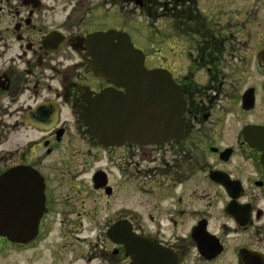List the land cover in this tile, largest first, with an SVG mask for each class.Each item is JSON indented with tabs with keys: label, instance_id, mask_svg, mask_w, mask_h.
<instances>
[{
	"label": "flooded vegetation",
	"instance_id": "af4514ba",
	"mask_svg": "<svg viewBox=\"0 0 264 264\" xmlns=\"http://www.w3.org/2000/svg\"><path fill=\"white\" fill-rule=\"evenodd\" d=\"M138 17L161 36L145 65L179 86L182 131L100 143L84 115L107 90L120 107L126 90L91 69L89 36L134 45ZM2 175L44 185L20 264L43 251L47 264H264V0H0ZM127 236L147 256L128 254Z\"/></svg>",
	"mask_w": 264,
	"mask_h": 264
},
{
	"label": "water",
	"instance_id": "95a60500",
	"mask_svg": "<svg viewBox=\"0 0 264 264\" xmlns=\"http://www.w3.org/2000/svg\"><path fill=\"white\" fill-rule=\"evenodd\" d=\"M87 45L91 69L126 90L120 107L109 90L92 101L93 106L84 115L89 135L104 144L117 139L161 144L181 133L185 101L167 70L148 69L143 51L135 48L126 33L95 32ZM7 178L0 176V235L11 242H28L37 234L44 202L43 181L42 185L41 181L39 185H4ZM20 192L28 194L20 198ZM32 207L38 210L32 212ZM114 231L113 227V240ZM124 240L128 254L132 256L136 251L132 247L138 246V254L147 256L148 249L143 247L149 244L145 239L127 236Z\"/></svg>",
	"mask_w": 264,
	"mask_h": 264
},
{
	"label": "rangeland",
	"instance_id": "374dc122",
	"mask_svg": "<svg viewBox=\"0 0 264 264\" xmlns=\"http://www.w3.org/2000/svg\"><path fill=\"white\" fill-rule=\"evenodd\" d=\"M149 17H153V16H149ZM117 20L119 22V19ZM147 20L150 21L149 19ZM166 23L168 22H165V20L163 19V16L162 17L158 16L155 19L156 28L163 32L165 30ZM115 24H118V23H115ZM120 24L122 23L119 22L118 25ZM122 27L123 28L125 27L124 23L122 24ZM126 30L129 31L130 36L136 48L143 50L144 53L147 54V56L149 55V56L158 57L159 55L162 54L163 46L159 42V39L161 38V36L155 33L154 31H152L143 18L138 17L134 19ZM255 78H257L256 74H254L253 76V79ZM248 82L250 83L251 79H249ZM6 240L8 239L6 238ZM8 241L11 244L8 245L4 239L0 238V246H3L2 248H0V264H20L23 262L26 263L28 262V260H30L29 256L28 258L22 257V251L19 248L20 243L11 242L10 240ZM50 261L51 259L49 257V254L43 251L38 257V259H34L30 262L32 263L35 262L36 264H40V263L47 264V263H50Z\"/></svg>",
	"mask_w": 264,
	"mask_h": 264
}]
</instances>
